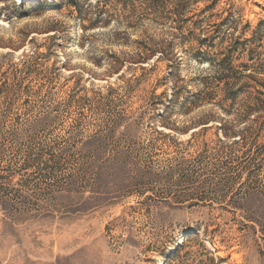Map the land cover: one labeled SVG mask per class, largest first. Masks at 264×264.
I'll return each mask as SVG.
<instances>
[{"label": "rangeland", "instance_id": "obj_1", "mask_svg": "<svg viewBox=\"0 0 264 264\" xmlns=\"http://www.w3.org/2000/svg\"><path fill=\"white\" fill-rule=\"evenodd\" d=\"M0 264H264V0H0Z\"/></svg>", "mask_w": 264, "mask_h": 264}, {"label": "trees", "instance_id": "obj_2", "mask_svg": "<svg viewBox=\"0 0 264 264\" xmlns=\"http://www.w3.org/2000/svg\"><path fill=\"white\" fill-rule=\"evenodd\" d=\"M205 41V40H204ZM145 51L147 52L146 55L144 57H139L138 61L137 62H141V63H147V61L150 59L151 56L155 55L156 53H159L161 57H163L162 59H167V60H170L171 61V57L174 56L173 52L171 51V49H165V48H162V47H145ZM196 54L200 55L201 56V59L202 57L204 56L205 57V53L202 51V50H197ZM259 94H262L261 91L258 92ZM178 93L176 92H171L170 96L167 95L166 92H162L158 95H153L152 99L156 100V101H152L151 102V105L154 104V107L155 106H163V108H160V112H157V116H158V119H159V122L161 123V126H164V127H170L173 124H170L168 122V119L170 118V113L172 112V110L174 109V105L176 102H178L179 104H183V107H187L189 104H192L194 101H195V98H198L200 96V94H191L189 96H186L183 98V100L181 102H179L180 100H178V97H177ZM232 97V96H230ZM164 98V99H162ZM259 102H263V100H260L259 99ZM259 104H257L258 106ZM219 126L221 127L222 125L219 124ZM223 133H224V137H235L236 134L240 135V132L239 131H236V130H231V128H223ZM241 136V135H240ZM239 136V137H240ZM241 138V137H240ZM96 143H98L95 139H89L87 140L86 142H84L81 146V150L84 154H90L91 156H94V154H92V152L96 151V148H98V145H95ZM94 146V147H93ZM93 147V148H92ZM99 168L100 166L98 165V160L94 159L90 162H85L83 164V170L86 171V173L88 171H90V174L92 175H97V173L99 172ZM95 179V177H94ZM93 179V181H94Z\"/></svg>", "mask_w": 264, "mask_h": 264}]
</instances>
